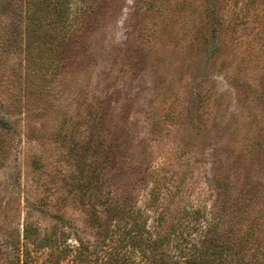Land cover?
<instances>
[{
	"label": "rangeland",
	"instance_id": "1",
	"mask_svg": "<svg viewBox=\"0 0 264 264\" xmlns=\"http://www.w3.org/2000/svg\"><path fill=\"white\" fill-rule=\"evenodd\" d=\"M88 1L96 20L75 32L78 63L27 106L24 0H0V264H16L27 215L52 223L51 206L27 207L65 192L77 153L61 130L80 143L115 141L121 164L103 173L138 204L156 181L166 200L208 215L223 204L217 174L241 187L252 173L264 185V165L250 155L264 128L259 15L245 14L244 0ZM69 203L65 218L92 234L85 209Z\"/></svg>",
	"mask_w": 264,
	"mask_h": 264
},
{
	"label": "trees",
	"instance_id": "2",
	"mask_svg": "<svg viewBox=\"0 0 264 264\" xmlns=\"http://www.w3.org/2000/svg\"><path fill=\"white\" fill-rule=\"evenodd\" d=\"M81 1L74 8L71 0H24L22 92L26 105L43 96L69 64L78 63L80 45L75 32L91 28L96 20L94 3ZM244 7L245 14L251 10L264 23V0H244ZM259 93L264 98V91ZM59 134L68 138L69 149L77 153L71 169H66L65 192L55 200L47 193L48 201L39 198L35 207H27L42 212L51 206L52 223L41 228L29 215L25 217L22 249L16 239V264H264L260 176L257 181L251 173L248 182L235 187L227 175L217 174L214 181L223 192V204L208 215L202 207L181 205L174 195L166 200L156 181L148 199L138 204L128 195L117 194L103 173L107 165L121 164L113 148L115 141L80 143L68 131ZM257 134L250 155L251 163L260 169L264 128ZM178 190L180 194L182 189ZM69 201L85 209L92 234L65 218ZM151 212L157 214L149 221Z\"/></svg>",
	"mask_w": 264,
	"mask_h": 264
}]
</instances>
